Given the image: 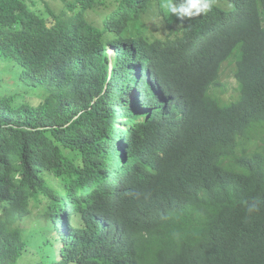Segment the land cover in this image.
Returning <instances> with one entry per match:
<instances>
[{
  "label": "trees",
  "instance_id": "obj_1",
  "mask_svg": "<svg viewBox=\"0 0 264 264\" xmlns=\"http://www.w3.org/2000/svg\"><path fill=\"white\" fill-rule=\"evenodd\" d=\"M57 1L0 0V55L46 93L0 95V264H264V0ZM160 130L181 143L144 157Z\"/></svg>",
  "mask_w": 264,
  "mask_h": 264
},
{
  "label": "rangeland",
  "instance_id": "obj_2",
  "mask_svg": "<svg viewBox=\"0 0 264 264\" xmlns=\"http://www.w3.org/2000/svg\"><path fill=\"white\" fill-rule=\"evenodd\" d=\"M37 1L39 4L37 7H33L35 10H44L49 5L54 11L59 12L64 7L57 0ZM235 71L236 65L234 64V60L225 62L221 70L220 85L216 94L225 102L233 101L238 94V83L234 76ZM12 94L19 95L22 101L31 103L32 105H37L45 97L43 89H34L23 83L17 66L0 55V95Z\"/></svg>",
  "mask_w": 264,
  "mask_h": 264
},
{
  "label": "clouds",
  "instance_id": "obj_3",
  "mask_svg": "<svg viewBox=\"0 0 264 264\" xmlns=\"http://www.w3.org/2000/svg\"><path fill=\"white\" fill-rule=\"evenodd\" d=\"M212 4H213V0H168L166 4V8L168 12L171 13V15L176 17L177 20L184 21L186 19L190 20L194 17H198L201 14H206L211 10ZM109 52L112 53V50L109 49ZM110 67L112 68V63H110ZM210 93H215V90L211 88ZM236 98L237 96L234 98V100ZM160 106L161 105H158V107ZM124 138H119L118 140L120 141L122 139L123 144L127 147ZM181 141H182V135L170 134L167 133L165 130H160L157 134L149 138L148 143L146 144V152L144 154V157H147L154 153H158L160 156H164L166 152H168L169 150L180 144ZM23 226L32 227L33 223L30 220H26L24 221ZM173 235L175 236L176 234ZM260 240L264 245V238L260 237Z\"/></svg>",
  "mask_w": 264,
  "mask_h": 264
},
{
  "label": "bare ground",
  "instance_id": "obj_4",
  "mask_svg": "<svg viewBox=\"0 0 264 264\" xmlns=\"http://www.w3.org/2000/svg\"><path fill=\"white\" fill-rule=\"evenodd\" d=\"M126 141H128V140L125 139V142H126ZM126 143H127V142H126ZM114 186H115V185H114Z\"/></svg>",
  "mask_w": 264,
  "mask_h": 264
}]
</instances>
